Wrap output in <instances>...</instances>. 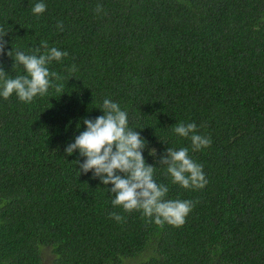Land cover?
I'll return each mask as SVG.
<instances>
[{
  "label": "trees",
  "instance_id": "trees-1",
  "mask_svg": "<svg viewBox=\"0 0 264 264\" xmlns=\"http://www.w3.org/2000/svg\"><path fill=\"white\" fill-rule=\"evenodd\" d=\"M0 27L7 78L26 75L12 49L68 53L48 65L60 92L0 97V264H264V0H0ZM105 99L145 140L165 199L194 203L182 226L114 207L112 185L65 153ZM192 122L210 147L174 133ZM167 148H188L205 187L172 182Z\"/></svg>",
  "mask_w": 264,
  "mask_h": 264
},
{
  "label": "clouds",
  "instance_id": "clouds-1",
  "mask_svg": "<svg viewBox=\"0 0 264 264\" xmlns=\"http://www.w3.org/2000/svg\"><path fill=\"white\" fill-rule=\"evenodd\" d=\"M45 11L46 5L42 2L32 8L37 16ZM102 11V6L97 5L96 12ZM57 28L62 31L63 23L59 22ZM8 33L0 27V55L5 53L8 41L4 37ZM41 48L45 49L43 54H40ZM30 51L31 54H25L12 49L6 53L14 59V64L23 66L26 75L7 78L5 71L0 69V97L5 100L15 93L21 102L31 103L37 95H46L50 87L55 86L57 92L61 91L53 81H59L62 77L55 71L50 72L48 65L52 61H61L68 53L55 47L49 49L46 41H41V47ZM76 70L74 64L68 69L69 72ZM101 110L103 115L83 119L86 129L75 137L74 143L67 145L65 153L72 155L78 151L85 158L83 163L77 160L79 173L91 171L103 185H112L108 190L114 195L111 201L114 207H122L125 212L141 211L144 217L149 218L150 222L154 220L157 225L167 223L182 226L194 203L189 200H166L168 188L154 179L155 167L147 164L142 154L146 142L139 132L129 128L128 113L110 99L103 101ZM173 131L178 136L190 139L193 151L211 146V139L198 134L194 122L179 123ZM159 163L167 166L166 171L172 177V182L184 189H202L208 183L203 166L189 157L188 148H167ZM109 218L123 220L115 212L109 213Z\"/></svg>",
  "mask_w": 264,
  "mask_h": 264
},
{
  "label": "rangeland",
  "instance_id": "rangeland-1",
  "mask_svg": "<svg viewBox=\"0 0 264 264\" xmlns=\"http://www.w3.org/2000/svg\"><path fill=\"white\" fill-rule=\"evenodd\" d=\"M124 264H126V263H124Z\"/></svg>",
  "mask_w": 264,
  "mask_h": 264
}]
</instances>
